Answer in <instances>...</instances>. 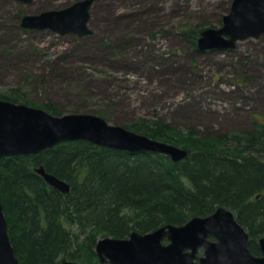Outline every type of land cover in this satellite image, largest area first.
I'll list each match as a JSON object with an SVG mask.
<instances>
[{"label":"trees","instance_id":"trees-1","mask_svg":"<svg viewBox=\"0 0 264 264\" xmlns=\"http://www.w3.org/2000/svg\"><path fill=\"white\" fill-rule=\"evenodd\" d=\"M206 28L183 26L181 35L191 51L200 52L198 40ZM128 45L129 41L123 40L104 48L106 52L90 54L98 61H109L127 53ZM123 48L128 51L119 52ZM51 65L50 73L61 81H67L65 76L69 81L74 79L66 64L62 68L54 62ZM0 98L62 115L52 101L33 105L21 91L0 92ZM83 107L80 103L72 112L90 111ZM97 115L110 121L106 113ZM122 126L183 146L189 157L175 163L161 154L99 148L76 141L36 155L0 159V202L21 264H61L62 259L100 264L95 252L100 238L123 239L133 232L145 234L166 225L181 226L219 207L235 213L250 235L251 252H257V239L264 236V121L217 138L198 137L193 129L183 134L157 116L140 117ZM41 166L69 183L71 191L62 194L49 186L35 171Z\"/></svg>","mask_w":264,"mask_h":264},{"label":"rangeland","instance_id":"rangeland-1","mask_svg":"<svg viewBox=\"0 0 264 264\" xmlns=\"http://www.w3.org/2000/svg\"><path fill=\"white\" fill-rule=\"evenodd\" d=\"M78 1L0 0V92L21 91L33 105L52 101L61 116L79 114L72 110L82 103L90 111L80 114L106 113L112 125L157 116L205 138L264 121V36L232 50L193 52L181 35L185 25L221 28L233 0H94L85 37L21 25L25 16ZM123 40L129 51L109 61L90 54ZM52 62L66 64L74 79L51 74Z\"/></svg>","mask_w":264,"mask_h":264},{"label":"water","instance_id":"water-1","mask_svg":"<svg viewBox=\"0 0 264 264\" xmlns=\"http://www.w3.org/2000/svg\"><path fill=\"white\" fill-rule=\"evenodd\" d=\"M30 4L34 0H15ZM94 0H81L60 10L22 19L24 29L49 30L60 35L85 37ZM264 36V0H233L221 28L203 30L198 48L232 50L236 44ZM84 141L99 148L161 154L179 163L189 152L179 146L112 125L91 114L56 116L42 108L0 98V159L31 156L61 143ZM47 184L62 194L71 186L44 167L35 169ZM250 235L235 213L219 207L206 217H193L181 226L166 225L145 234L133 232L118 239L98 240L95 252L100 264H264V237L259 240L263 256L251 252ZM200 250L203 255L199 256ZM0 264H21L9 236V225L0 202ZM61 264H78L62 259Z\"/></svg>","mask_w":264,"mask_h":264},{"label":"flooded vegetation","instance_id":"flooded-vegetation-1","mask_svg":"<svg viewBox=\"0 0 264 264\" xmlns=\"http://www.w3.org/2000/svg\"><path fill=\"white\" fill-rule=\"evenodd\" d=\"M260 237H264V236H260ZM257 243V242H256ZM257 245H258V250H257V252L256 253H254L256 256H258V257H261V256H263V253H262V251H261V248H260V245L257 243ZM253 253V252H252ZM199 255H203V250H200V252H199Z\"/></svg>","mask_w":264,"mask_h":264}]
</instances>
